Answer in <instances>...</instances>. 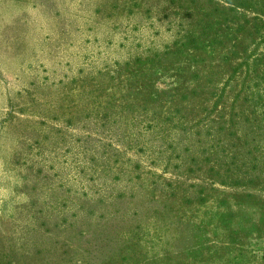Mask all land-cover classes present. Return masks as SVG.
Returning a JSON list of instances; mask_svg holds the SVG:
<instances>
[{
	"label": "rangeland",
	"instance_id": "obj_1",
	"mask_svg": "<svg viewBox=\"0 0 264 264\" xmlns=\"http://www.w3.org/2000/svg\"><path fill=\"white\" fill-rule=\"evenodd\" d=\"M0 264H264V0H0Z\"/></svg>",
	"mask_w": 264,
	"mask_h": 264
}]
</instances>
